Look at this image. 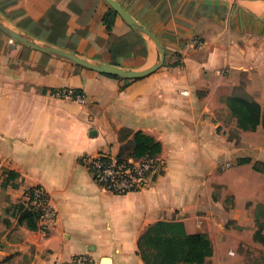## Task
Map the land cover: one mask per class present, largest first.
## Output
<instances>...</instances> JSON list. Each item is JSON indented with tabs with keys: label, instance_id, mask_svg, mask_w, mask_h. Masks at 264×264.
Masks as SVG:
<instances>
[{
	"label": "crops",
	"instance_id": "0c3cea01",
	"mask_svg": "<svg viewBox=\"0 0 264 264\" xmlns=\"http://www.w3.org/2000/svg\"><path fill=\"white\" fill-rule=\"evenodd\" d=\"M114 1L163 49L161 67L144 79L98 74L0 30V264H69L79 255L144 264L138 240L158 221L206 234V264H264V131L239 128L227 104L253 101L264 115V1ZM109 9L104 0H0V22L91 63L154 65L150 37L118 15L105 29ZM64 91L81 100L55 94ZM136 132L160 143L162 175L140 192L101 191L79 159L114 157ZM34 186L55 212L46 233L13 209Z\"/></svg>",
	"mask_w": 264,
	"mask_h": 264
},
{
	"label": "trees",
	"instance_id": "16d2710c",
	"mask_svg": "<svg viewBox=\"0 0 264 264\" xmlns=\"http://www.w3.org/2000/svg\"><path fill=\"white\" fill-rule=\"evenodd\" d=\"M115 19L116 14L112 9L103 16L102 23L108 32L114 26ZM227 104L236 116L239 128L254 130L260 125L264 131V115L260 113L256 103L235 97L229 99ZM129 144L130 146L121 147L114 156L117 162L130 158L157 157L161 152L160 143L141 132L134 133ZM247 162L249 160L241 161V163ZM3 174L8 179L17 178L16 173L7 169H3ZM260 207L262 206L257 207L255 217H258ZM13 209L19 220L25 221L30 230L39 229L40 212L29 203L23 201ZM137 254L144 264H206L207 259L213 254V248L206 234H188L180 221H158L139 238Z\"/></svg>",
	"mask_w": 264,
	"mask_h": 264
},
{
	"label": "built area",
	"instance_id": "2783aa9c",
	"mask_svg": "<svg viewBox=\"0 0 264 264\" xmlns=\"http://www.w3.org/2000/svg\"><path fill=\"white\" fill-rule=\"evenodd\" d=\"M200 47L201 43L195 41ZM57 97L73 98L79 102L81 96L70 92L55 93ZM81 166L89 172L99 189L110 195H125L147 189L164 171V165L158 157H143L141 159H127L117 162L109 154L98 153L95 156H82ZM229 167L222 165L221 170ZM25 202L40 212L39 231L46 233L55 219V212L49 206L47 192L34 186L26 189ZM69 264H94L92 258L86 255L73 257Z\"/></svg>",
	"mask_w": 264,
	"mask_h": 264
},
{
	"label": "water",
	"instance_id": "95a60500",
	"mask_svg": "<svg viewBox=\"0 0 264 264\" xmlns=\"http://www.w3.org/2000/svg\"><path fill=\"white\" fill-rule=\"evenodd\" d=\"M108 6L115 12L116 15L120 17L122 21H124L129 27L132 29L142 32L148 37H150L157 46L159 57L156 63L149 68L143 71H132V70H123L117 67H113L103 63H91L88 62L74 54L65 52L63 50L51 47V46H39L27 39L23 38L19 33L16 31L10 30L2 25L0 22V30L7 36L19 41L20 43L36 50L41 53H50L52 55H56L59 58L65 59L73 64L79 65L91 71H94L101 75H108L113 77H118L124 80H140L148 77L152 73H154L157 69H159L162 65L164 59V52L162 47L160 46L159 42L156 38L152 35V33L147 30L146 28L139 25L131 15H129L120 5H118L114 0H104ZM264 1V0H262ZM262 22L264 23V14L262 16ZM105 261V260H104ZM104 263V262H103Z\"/></svg>",
	"mask_w": 264,
	"mask_h": 264
},
{
	"label": "bare ground",
	"instance_id": "6f19581e",
	"mask_svg": "<svg viewBox=\"0 0 264 264\" xmlns=\"http://www.w3.org/2000/svg\"><path fill=\"white\" fill-rule=\"evenodd\" d=\"M107 263V261H104V264H106Z\"/></svg>",
	"mask_w": 264,
	"mask_h": 264
}]
</instances>
